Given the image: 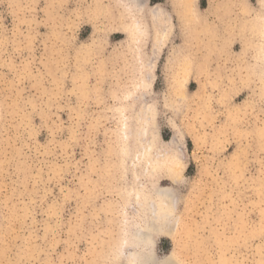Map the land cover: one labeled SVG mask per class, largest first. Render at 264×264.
Returning <instances> with one entry per match:
<instances>
[{
    "label": "rangeland",
    "instance_id": "374dc122",
    "mask_svg": "<svg viewBox=\"0 0 264 264\" xmlns=\"http://www.w3.org/2000/svg\"><path fill=\"white\" fill-rule=\"evenodd\" d=\"M158 4L0 0V264H264V0Z\"/></svg>",
    "mask_w": 264,
    "mask_h": 264
},
{
    "label": "bare ground",
    "instance_id": "6f19581e",
    "mask_svg": "<svg viewBox=\"0 0 264 264\" xmlns=\"http://www.w3.org/2000/svg\"><path fill=\"white\" fill-rule=\"evenodd\" d=\"M133 2V8L136 9V11L138 10L139 12H147L148 15H150L153 23H154V27L158 28L160 26H162V24H164V20L166 17V11L165 9L160 5H156V6H151V7H147V3L149 0H131ZM143 32V28L141 27V25L139 26L138 22L137 24H135V26L132 29V32L130 33L131 37H136V35L138 34H142ZM165 36V35H164ZM163 36V37H164ZM166 37V36H165ZM143 158V157H142ZM165 159V157H164ZM175 159V158H174ZM177 164V163H176ZM171 165V164H170ZM177 166V165H176ZM175 166V167H176ZM157 167V166H156ZM179 168V165H178ZM176 167V169H178ZM161 169V168H160ZM164 171V170H163ZM146 174V173H145ZM170 197L173 196L169 195ZM173 198V197H172ZM171 198V199H172ZM168 204V203H167ZM165 208V207H164ZM158 219L160 220L162 217H164V212L162 211V209L158 210ZM159 235V234H158ZM130 244V243H129ZM142 245V244H141ZM144 246V245H143ZM138 248V247H137ZM136 249V248H135ZM148 255L144 252H137V257L135 260H132L131 264H137V262L139 263L140 261L144 260L145 258H147ZM174 257V255H173ZM170 261H172L173 263H176V261L174 260V258L170 259Z\"/></svg>",
    "mask_w": 264,
    "mask_h": 264
},
{
    "label": "snow or ice",
    "instance_id": "6c2138e0",
    "mask_svg": "<svg viewBox=\"0 0 264 264\" xmlns=\"http://www.w3.org/2000/svg\"><path fill=\"white\" fill-rule=\"evenodd\" d=\"M161 195H164V194L161 193ZM139 264H173V262L170 260H166V259H157L151 254H149V256L145 258L144 260L140 261Z\"/></svg>",
    "mask_w": 264,
    "mask_h": 264
}]
</instances>
